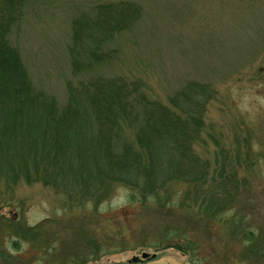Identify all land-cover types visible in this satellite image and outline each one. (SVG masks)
Segmentation results:
<instances>
[{
  "label": "rangeland",
  "instance_id": "rangeland-1",
  "mask_svg": "<svg viewBox=\"0 0 264 264\" xmlns=\"http://www.w3.org/2000/svg\"><path fill=\"white\" fill-rule=\"evenodd\" d=\"M28 1L12 41L38 88L65 104L68 80L124 75L142 79L153 98L168 103L188 80L212 83L217 97L205 115L206 140L195 149L211 162L217 181L228 156L246 183L237 187L234 208L217 212L222 216L208 234L196 220L202 213L131 202L125 186L98 206L72 209L44 183L21 181L0 209V264H219L212 240L217 250L264 241V0H126L139 3L143 14L110 44L117 58L78 76L67 51L72 21L98 3L120 0ZM235 214L245 226L228 223ZM186 226L190 231H180ZM244 229L252 238H244ZM185 237L196 249L168 246ZM255 263L264 264V257Z\"/></svg>",
  "mask_w": 264,
  "mask_h": 264
},
{
  "label": "trees",
  "instance_id": "trees-1",
  "mask_svg": "<svg viewBox=\"0 0 264 264\" xmlns=\"http://www.w3.org/2000/svg\"><path fill=\"white\" fill-rule=\"evenodd\" d=\"M28 2L0 0V209L21 181L44 183L72 209L98 206L121 185L129 189L131 202L202 213L206 217L195 219L211 230L214 218L234 208L229 207L237 187L246 183L233 164L228 166V156L217 181L211 162L195 149L206 140L205 115L217 97L212 83L188 80L165 103L153 98L140 78L96 74L68 80V98L61 104L37 87L12 41ZM142 14L139 3L120 0L77 15L67 50L73 74L111 64L118 50L110 44ZM226 220L235 227L246 224L238 214ZM14 223H8L12 232ZM184 241L185 246L179 239L168 246L182 251L198 246L194 239ZM166 245L163 241L161 248Z\"/></svg>",
  "mask_w": 264,
  "mask_h": 264
},
{
  "label": "flooded vegetation",
  "instance_id": "flooded-vegetation-1",
  "mask_svg": "<svg viewBox=\"0 0 264 264\" xmlns=\"http://www.w3.org/2000/svg\"><path fill=\"white\" fill-rule=\"evenodd\" d=\"M240 228H237L239 230ZM196 233H198L196 231ZM212 236L211 238H213ZM264 238V235L261 236ZM185 239V238H184ZM184 239L181 240V243L184 245ZM192 239V238H191ZM215 239V238H214ZM211 241V246L216 249V252H212V256L215 257L213 259L218 260L219 264H239L240 262H245L246 264H256L260 263V260L262 257H264V241H248V243H244L243 247L241 249H220L217 250L216 246L212 245ZM134 259L138 260L139 258L135 257ZM148 259V258H146ZM211 259V260H213ZM143 261V259H140ZM131 261V260H130ZM261 264V263H260Z\"/></svg>",
  "mask_w": 264,
  "mask_h": 264
},
{
  "label": "water",
  "instance_id": "water-1",
  "mask_svg": "<svg viewBox=\"0 0 264 264\" xmlns=\"http://www.w3.org/2000/svg\"><path fill=\"white\" fill-rule=\"evenodd\" d=\"M148 256V254H144V257Z\"/></svg>",
  "mask_w": 264,
  "mask_h": 264
}]
</instances>
